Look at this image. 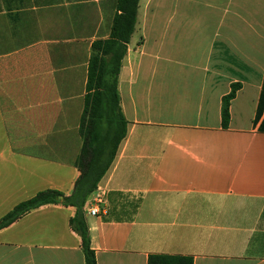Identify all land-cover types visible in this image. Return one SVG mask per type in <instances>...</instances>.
I'll return each mask as SVG.
<instances>
[{
	"label": "crops",
	"instance_id": "0c3cea01",
	"mask_svg": "<svg viewBox=\"0 0 264 264\" xmlns=\"http://www.w3.org/2000/svg\"><path fill=\"white\" fill-rule=\"evenodd\" d=\"M117 4L0 0V218L73 191L91 46ZM119 91L128 133L85 203L97 264H264V0H140ZM74 214L46 204L2 228L0 264H86Z\"/></svg>",
	"mask_w": 264,
	"mask_h": 264
},
{
	"label": "trees",
	"instance_id": "16d2710c",
	"mask_svg": "<svg viewBox=\"0 0 264 264\" xmlns=\"http://www.w3.org/2000/svg\"><path fill=\"white\" fill-rule=\"evenodd\" d=\"M139 2L140 0H118V10L113 19L110 36L92 42L87 91L80 122L83 143L76 162L80 174L73 191L67 194L52 188L41 190L0 218L1 230L42 205L61 204L74 207L72 228L81 237L86 264H97V259L92 246L85 203L112 166L128 133L129 121L121 105L119 74L137 24ZM240 87L239 82L233 83L231 91L223 97L224 126L230 123L231 101ZM148 264H194V261L188 255L151 254Z\"/></svg>",
	"mask_w": 264,
	"mask_h": 264
},
{
	"label": "built area",
	"instance_id": "2783aa9c",
	"mask_svg": "<svg viewBox=\"0 0 264 264\" xmlns=\"http://www.w3.org/2000/svg\"><path fill=\"white\" fill-rule=\"evenodd\" d=\"M103 201V196L101 194H98L95 199L93 204H91L88 209L87 212L91 215H96L100 212V204Z\"/></svg>",
	"mask_w": 264,
	"mask_h": 264
},
{
	"label": "rangeland",
	"instance_id": "374dc122",
	"mask_svg": "<svg viewBox=\"0 0 264 264\" xmlns=\"http://www.w3.org/2000/svg\"><path fill=\"white\" fill-rule=\"evenodd\" d=\"M138 35H139V33H138V32H136V33H135V36H138Z\"/></svg>",
	"mask_w": 264,
	"mask_h": 264
}]
</instances>
